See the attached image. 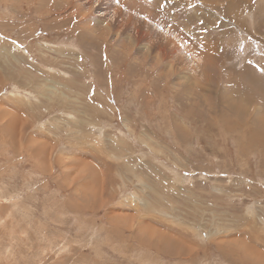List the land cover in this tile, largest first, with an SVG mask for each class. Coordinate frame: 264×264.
I'll return each mask as SVG.
<instances>
[{
	"label": "rangeland",
	"instance_id": "374dc122",
	"mask_svg": "<svg viewBox=\"0 0 264 264\" xmlns=\"http://www.w3.org/2000/svg\"><path fill=\"white\" fill-rule=\"evenodd\" d=\"M0 264H264V0H0Z\"/></svg>",
	"mask_w": 264,
	"mask_h": 264
},
{
	"label": "bare ground",
	"instance_id": "6f19581e",
	"mask_svg": "<svg viewBox=\"0 0 264 264\" xmlns=\"http://www.w3.org/2000/svg\"><path fill=\"white\" fill-rule=\"evenodd\" d=\"M244 1H246V0H244ZM238 112V111H237Z\"/></svg>",
	"mask_w": 264,
	"mask_h": 264
}]
</instances>
